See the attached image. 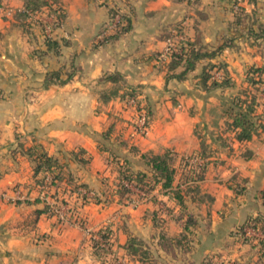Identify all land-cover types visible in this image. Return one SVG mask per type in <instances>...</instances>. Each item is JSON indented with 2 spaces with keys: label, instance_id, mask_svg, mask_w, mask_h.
I'll return each mask as SVG.
<instances>
[{
  "label": "crops",
  "instance_id": "obj_1",
  "mask_svg": "<svg viewBox=\"0 0 264 264\" xmlns=\"http://www.w3.org/2000/svg\"><path fill=\"white\" fill-rule=\"evenodd\" d=\"M57 1L65 16L52 36L66 42L54 53L43 45L37 27L28 31L20 27L21 18L17 14L22 10V0H1L13 12L10 16L0 15V264H112L110 257L100 261L93 256L89 238L72 221L74 216L89 230L108 226L113 233L110 249L118 259L124 257L121 246L127 235L143 239L140 237L143 229L152 231L151 202L124 210L125 202L117 203L110 188L104 196L108 198L106 202L86 203L71 221L60 225L54 216L45 212L36 214L43 201L50 202V195L66 196L67 184L62 179L41 188L35 180L43 172L33 175L34 163L25 149L37 145L48 156L64 161L66 167L61 170L64 176L69 175L73 183H84L99 195L104 194L106 178H110L111 184L115 176V165L110 161L108 150L98 149L99 133L109 126L111 144L108 146L115 151V142L120 140L134 146L138 153L159 154L167 148L176 152L198 150L199 139L193 135V128L203 119L204 113L199 108L203 96L183 92L182 110L171 113L157 105L146 135L138 136L126 126L130 112L121 109L117 96L105 100L104 105L99 103L102 92L99 89L111 84L99 77L116 72L123 86L139 88L145 101H149L150 92L159 93L162 85L186 87L188 82L195 81L190 76L167 83L163 80L167 58H155L157 53L162 57L171 26L182 24L187 38L191 40L196 33L203 45L213 44L232 33L228 27L232 14L220 0H197L193 4L187 0ZM188 4L195 9L186 15V8H191ZM108 7L127 13L130 29L117 39L94 47L93 37L106 20ZM35 18L33 15L25 20L33 22ZM228 51L223 50L220 57L229 55ZM58 69L62 78L68 72L72 73L71 77L64 83L54 80L44 86L46 73ZM227 132L222 136L228 135ZM230 133L231 146L251 153L248 159L231 160L230 175L238 172L245 183L242 193L233 202H227V206L243 220L249 214L264 213V199L260 198V191L264 190V129L241 143ZM77 148L85 151L87 163L78 164L69 159V152ZM220 154L228 164L226 154ZM230 175L211 179L219 189L206 191L214 196V202L219 199L220 191L230 194L228 186H234L230 180L226 181ZM47 177L45 174L44 185ZM234 201L239 202L236 208Z\"/></svg>",
  "mask_w": 264,
  "mask_h": 264
},
{
  "label": "rangeland",
  "instance_id": "obj_2",
  "mask_svg": "<svg viewBox=\"0 0 264 264\" xmlns=\"http://www.w3.org/2000/svg\"><path fill=\"white\" fill-rule=\"evenodd\" d=\"M189 2L193 4V0H189ZM219 2L224 3L226 6L224 9L229 14H232L228 22V27H230L232 33L228 36H223L225 40L230 37L232 39L229 40L230 43L227 49H223L229 50V55L226 54L220 57L222 50L212 58L210 62L213 67L209 71L213 79L219 80L225 77L230 80L231 85L205 91L200 87H196L193 80L192 82H188L186 87L171 88L172 85L165 84L161 86L159 93L155 90L150 92L151 99L149 101H145V98L141 95V90L137 88L140 101L143 104L150 105L151 118L156 112L157 105L169 110L170 113L182 110V106L185 104V99L181 98V94H184L183 92L187 94L195 92L203 96L202 106H199L200 110L204 113L203 119L195 124L193 135L196 138L197 136L202 137L205 153H207L208 157H214V159L209 160L206 159L207 157L199 158L194 156L197 150L176 152L172 148H167L160 151V153L166 152L165 154L169 159L168 163L173 167V184L181 183L179 188L182 191L183 205L178 206L175 204L158 187L149 195L131 188L133 192L131 201L125 202L127 208L124 210L138 207L141 203L149 202V200L153 201V203L150 201V208L153 207L154 210L152 231L143 229L141 232L140 237L143 238L142 244H144L145 248H142L141 252L137 253L134 258H131L135 260L134 262L127 257L118 259V257L113 256L112 250L111 253L105 256L110 257L109 259L112 264H264V251L261 252L262 246L258 243V239L264 240V232L252 230L245 225L241 227L244 219L242 220L236 216L234 214L235 210L227 206V202H233L236 196L242 193H239L240 189L244 187L245 182L238 175V172H233L230 175L233 170L231 160L234 162L242 161L241 158L244 150L242 147L230 145L231 133L227 130L225 122L227 121V117L221 113V107L226 105L225 99L232 98L234 95L240 97L243 95L248 96V93L256 96V113L260 114L261 111H264L263 87L261 85L254 86L249 84L246 78L249 66L257 65L258 63L264 64V0H220ZM187 6H191V8H186V15L195 9L193 5L188 4ZM235 15L241 18L239 24L233 23ZM35 22L39 23L37 19L33 20V22H28L24 18H21L19 24L22 29L27 31L29 28L35 26L41 34L42 31ZM107 22L108 19L106 17V20L98 26L97 33L93 37L95 41L94 47L98 42L100 43L102 38L98 36L100 34L103 35L104 25ZM183 28L182 24L171 26L170 35L174 33L175 35H172L171 38L168 36L169 40L164 52L161 54L166 52L167 47H171L173 50L179 49L177 48L178 45H182L188 39ZM176 30H178L177 33L175 32ZM52 34L53 31L51 32ZM258 35L260 36L257 37ZM226 56H228L227 60L224 59ZM165 57L166 55H164V59ZM155 59L161 60L162 57L157 53ZM163 66L166 67V63ZM198 72L199 68L196 70V73ZM102 76L99 79L102 80ZM115 85L122 86L123 84L121 81L115 84H107L105 87L100 88L98 92L102 91V95L111 94ZM101 94L99 95L101 99L99 103L104 105L106 102L102 100ZM121 103V109L130 112L128 120H126V126H130V130L135 135L145 136L152 119L150 118L148 125H145L146 127L142 132L136 130V112L131 107H128L126 102ZM92 104L94 105V103ZM91 109H93L92 106ZM97 109L98 106L94 108V110ZM196 110L199 111V109ZM191 112H194V110ZM165 119L168 120L167 117ZM225 131H228V135L222 136ZM220 136L223 137L221 139L224 142L219 139ZM211 144H214L216 147H209ZM115 145L117 146L116 150L119 151V155H121L123 149L126 150L124 151L125 154L130 155L129 147L135 148L121 140L115 142ZM220 153L226 154L227 158H229L228 164L227 159ZM211 161L214 162L212 166L209 165ZM200 169L202 170L201 180L192 182L191 180L196 176V170ZM226 175H230L226 181L230 180L234 186H228L230 190V194L228 195L221 194L222 192L220 191L218 195L219 199L214 202V196L206 192L207 190L214 191V189L219 191L214 184L216 182H211V179L216 177L224 179ZM109 179L107 177L104 182V194H100L101 199L107 192L109 193V188L111 187ZM222 182L224 180L220 181V185ZM189 185H196L197 189L195 190L191 186L189 187ZM220 188L223 191V185ZM79 191L84 192L81 188H79ZM91 193L87 192L86 195L90 196ZM67 194L66 196H62L65 202L55 208V213L57 214L56 221L59 225L68 220L71 221V217L84 205L80 204V201L75 196H68ZM139 196H142V198H139ZM146 198H149V200H146ZM234 204V208H236L239 202L234 201ZM72 221L83 229L88 238L90 237L89 233L92 230L86 228L81 219H77L74 216ZM185 222L188 225L186 229L183 228ZM160 234L171 239L168 243L169 246L164 248V250L158 247V235Z\"/></svg>",
  "mask_w": 264,
  "mask_h": 264
},
{
  "label": "trees",
  "instance_id": "obj_3",
  "mask_svg": "<svg viewBox=\"0 0 264 264\" xmlns=\"http://www.w3.org/2000/svg\"><path fill=\"white\" fill-rule=\"evenodd\" d=\"M183 1V0H175ZM189 1V0H187ZM197 0H193L195 3ZM0 5L3 3L0 0ZM7 6V5H5ZM22 10L17 14L20 18H29L36 14H43L52 16V21L50 22V28L53 31L57 28L64 19V10L60 6L57 0H22ZM115 14L118 15V21L114 29L108 33L102 35L100 43L97 44H106L115 39H117L121 34L127 32L130 29V17L127 13L121 12L116 8L108 7L107 8V19H111ZM240 17L238 15L234 16V24H239ZM36 20V19H34ZM38 25V28L42 31V41L46 49H51L54 53H58L59 46L65 44V39L61 38L56 40L53 36L46 35L43 32L42 24L35 22ZM176 29V28H175ZM196 30V29H195ZM176 33L178 30L175 31ZM174 36L170 33L166 35ZM258 35L257 37H259ZM232 38L225 40V37H220L213 44L203 45L200 43L199 36L195 33L194 37L189 40L187 39L182 45H178L179 49L168 48V53L166 55V67L163 80L167 83L169 80H183L187 77H192L195 79V86L200 87L205 91H211L217 88H223L230 86L231 82L228 78L222 77L221 79H213L210 75V68L213 67L210 60L218 55L224 48L229 46V43ZM179 42V41H177ZM176 42V43H177ZM199 68V72L196 73V70ZM72 73H65V76L62 78L61 71L55 70L47 72L44 79V86H47L48 83L58 80L59 83H64L71 77ZM247 82L251 85H261L264 89V64L261 65H251L247 69L246 73ZM102 79L115 84L116 82L122 81L121 76L114 73L103 74ZM114 91V92H113ZM111 94L102 95V100H107L111 97L117 96L118 100L121 102H126L129 98H134V110L136 114H143L145 117L144 124L148 125L151 118V109L149 104H143L138 95L139 92L137 88L132 86H120L115 85ZM249 95L237 96L234 95L232 98L225 99L226 105L221 107L222 115L227 117L226 127L227 130L232 132V137L238 143L248 141L252 135L256 134L258 130L264 129V111L260 114L256 113L257 99L254 94L248 93ZM1 97V93H0ZM111 126L106 130L99 133L98 140V149L99 150H108L110 161L115 165V176L111 182V194L117 197V203L131 201L132 189L135 188L143 194H151L156 187L162 189L165 193L164 195L171 199L178 206L183 205V196L182 191L179 186L181 183L173 184V167L169 165L166 152L159 154H154L151 152L138 153L137 150L133 147H129L130 155L122 154L119 155L117 151L112 150L108 146L109 142V132ZM223 137H219L220 140ZM199 139V149L195 152L194 156L206 158L208 157L205 153L204 141L202 137ZM224 146L223 144H221ZM25 153L31 158L34 165L32 168L33 175L36 176L40 171L43 172L41 178L35 180L39 185L51 186L55 185L58 181L65 179L67 188L65 192L68 193V196H75L80 204L86 203H99L106 202L107 197L101 199L100 195L88 188L84 183H73L72 178L67 175L64 176L61 170L66 167V163L62 160H58L51 156H48L42 149L37 145H32L25 149ZM132 154V155H131ZM132 156H137L133 158ZM251 153L248 150L243 152V158H250ZM69 159L78 164H85L88 162V157L85 155V151L82 148H77L69 152ZM202 170H196L195 177L191 180L196 182L201 180ZM48 174L46 185L43 184L44 175ZM65 177V178H64ZM127 184V185H125ZM197 189L196 185H189V187ZM79 188L83 189L84 192H80ZM244 188V187H243ZM243 189H240L239 193ZM87 192H92L90 196L86 195ZM47 193H43V196ZM50 202L43 201V206L41 209H36L35 213L39 214L40 212H45L49 216H54L57 218L55 213V208L59 207L60 204L65 202L64 197L57 196L52 194ZM142 198V196H139ZM260 198L264 199V190L260 191ZM146 200H149V198ZM35 201H39L38 198ZM151 201V200H149ZM153 203V201H151ZM154 210L151 211L150 217L152 223L154 222ZM248 226L252 230H260L264 232V213L256 212L255 214H249L244 218V221L241 225ZM188 227L187 223L183 224V228ZM95 235L97 238L92 237ZM112 230L108 226H100L95 230H92L89 233V241L91 252L93 256L102 261L106 254L111 253L112 250L110 246L112 244ZM171 239L164 237L162 234L158 235V247L161 250L166 248ZM142 239L137 238L133 235H127L124 243L122 244V249L124 257L129 258L132 262L135 260L131 259L134 256L142 251V248H145L142 244ZM258 243L262 246V251H264V240L258 239ZM146 252V251H145Z\"/></svg>",
  "mask_w": 264,
  "mask_h": 264
},
{
  "label": "built area",
  "instance_id": "obj_4",
  "mask_svg": "<svg viewBox=\"0 0 264 264\" xmlns=\"http://www.w3.org/2000/svg\"><path fill=\"white\" fill-rule=\"evenodd\" d=\"M234 7L236 8V6L234 5ZM13 12V10L9 7L0 5V15L6 16V15H11ZM41 24H42V29L44 34L46 35H50L52 30L50 28V22L52 21V16H48V15H43V14H36V18ZM118 21V15L115 14L111 19H108V22L104 25V30H103V34L108 33L110 31H112L114 29V27L116 26V23ZM102 34H100L98 37L101 38ZM169 46V45H168ZM168 53V47L166 49V52L162 55V59L164 58V55H167ZM128 107H131L134 110V98L131 97L126 101ZM135 111V110H134ZM137 115V120H136V130L139 131H143L145 129V124H144V120L145 117L144 115L141 114H136ZM127 185V184H125ZM92 237L97 238L95 235H93Z\"/></svg>",
  "mask_w": 264,
  "mask_h": 264
}]
</instances>
